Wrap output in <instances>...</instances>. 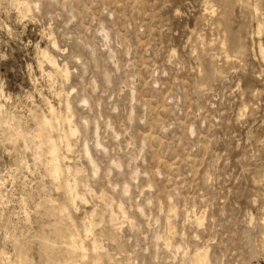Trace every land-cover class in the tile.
<instances>
[{"label": "rangeland", "instance_id": "1", "mask_svg": "<svg viewBox=\"0 0 264 264\" xmlns=\"http://www.w3.org/2000/svg\"><path fill=\"white\" fill-rule=\"evenodd\" d=\"M0 264H264V0H0Z\"/></svg>", "mask_w": 264, "mask_h": 264}, {"label": "bare ground", "instance_id": "2", "mask_svg": "<svg viewBox=\"0 0 264 264\" xmlns=\"http://www.w3.org/2000/svg\"><path fill=\"white\" fill-rule=\"evenodd\" d=\"M53 165H54V164H53ZM57 165H58V164H57ZM57 165H55V166H57ZM55 166H54V167H55ZM58 168H60L59 165H58ZM58 168H57V169H58ZM52 169H53V168H52ZM54 170H56V169H54ZM60 170H61V169H60ZM60 170H59V171H60ZM53 172H55V171H53ZM57 172H58V170L56 171V173H57ZM203 261H204V260H203ZM203 261H202V258H201V259H200V262L202 263Z\"/></svg>", "mask_w": 264, "mask_h": 264}]
</instances>
